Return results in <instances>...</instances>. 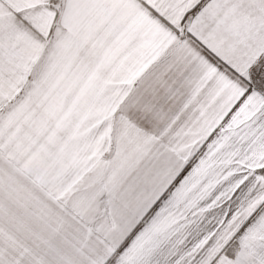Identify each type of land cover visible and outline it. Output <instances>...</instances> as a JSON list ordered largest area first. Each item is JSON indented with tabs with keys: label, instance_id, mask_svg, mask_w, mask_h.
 Returning a JSON list of instances; mask_svg holds the SVG:
<instances>
[{
	"label": "snow or ice",
	"instance_id": "snow-or-ice-1",
	"mask_svg": "<svg viewBox=\"0 0 264 264\" xmlns=\"http://www.w3.org/2000/svg\"><path fill=\"white\" fill-rule=\"evenodd\" d=\"M0 264H264V0H0Z\"/></svg>",
	"mask_w": 264,
	"mask_h": 264
}]
</instances>
